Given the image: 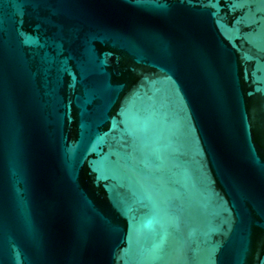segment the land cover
<instances>
[{"label": "water", "instance_id": "1", "mask_svg": "<svg viewBox=\"0 0 264 264\" xmlns=\"http://www.w3.org/2000/svg\"><path fill=\"white\" fill-rule=\"evenodd\" d=\"M0 264H264V0H0Z\"/></svg>", "mask_w": 264, "mask_h": 264}, {"label": "snow or ice", "instance_id": "2", "mask_svg": "<svg viewBox=\"0 0 264 264\" xmlns=\"http://www.w3.org/2000/svg\"><path fill=\"white\" fill-rule=\"evenodd\" d=\"M137 2H140V0H137ZM152 4L157 10H164L168 6V0H152Z\"/></svg>", "mask_w": 264, "mask_h": 264}]
</instances>
